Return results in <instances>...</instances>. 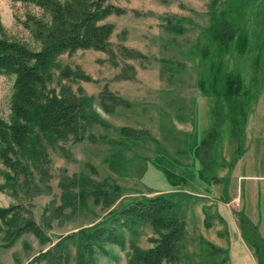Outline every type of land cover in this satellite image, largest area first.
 Instances as JSON below:
<instances>
[{"label":"rangeland","instance_id":"rangeland-1","mask_svg":"<svg viewBox=\"0 0 264 264\" xmlns=\"http://www.w3.org/2000/svg\"><path fill=\"white\" fill-rule=\"evenodd\" d=\"M105 1L125 11L102 21L113 26L112 56L92 50L61 54L56 59L60 68L79 69L89 79L58 80L53 69L46 85L56 92L64 85L74 96L90 99L105 126H90L79 140L59 143L69 159L57 149L46 151L42 167L51 196L33 198L30 209L39 223L41 209L50 200L53 208L59 204L61 172L85 178L99 193L88 195L82 205L75 198L69 219L50 221V243L42 245L25 233L10 247L0 246V264H25L57 236L103 222L120 207L160 193L184 221L175 264H240L244 251L230 232L223 239L227 250L216 251L205 239L223 238L225 223L217 212L226 209L199 207L209 200L214 204L217 176L229 170L243 150L248 156L242 158L238 173L264 175V0ZM27 14L39 17L41 11L27 0H0L5 36L35 48L21 24ZM122 47L136 54L124 53ZM11 85V77L0 75L3 119L9 113ZM121 128L130 133H119ZM191 182L205 185L211 197L191 196ZM19 199L0 191V208ZM233 211L240 210L230 209L229 228L236 233ZM252 221L264 234V209H257ZM138 230L137 236L124 232L125 239L140 248L150 246L148 238L155 237L151 227ZM68 248L67 262L74 264V249L71 244ZM104 249L94 254L96 264H130L127 244H106Z\"/></svg>","mask_w":264,"mask_h":264},{"label":"trees","instance_id":"trees-1","mask_svg":"<svg viewBox=\"0 0 264 264\" xmlns=\"http://www.w3.org/2000/svg\"><path fill=\"white\" fill-rule=\"evenodd\" d=\"M40 11L39 17L26 15L21 23L35 48L6 37L0 27V75L12 78L8 117H0V191L7 192L18 203L0 208V246L10 247L22 234L33 235L40 244L50 243L46 234L50 221L69 219L77 204L82 205L92 190L85 178L67 177L63 172L57 186L62 189L59 204L50 200L41 209L39 223L32 215L30 201L38 196H51L49 177L42 167L47 150H58L69 159V153L58 144L79 140L93 125L105 126L93 112L90 99L76 97L69 87L61 85L56 92L47 88L56 69L58 80L87 81L79 69L59 67L56 59L76 50H92L111 55L109 41L113 26L102 21L110 15L125 13L105 0H27ZM127 54H136L121 48ZM119 133H130L119 129ZM233 162L236 157L232 159ZM77 190L73 193V190ZM104 204L110 201L105 196ZM64 209H69L65 214ZM239 234L251 250L256 264H264V241L257 227L241 211H233ZM206 226L207 221L204 223ZM148 225L155 237L151 245L140 248L134 240H126L124 232L137 236L139 227ZM184 237V221L179 218L166 194L160 193L134 200L108 215L105 221L82 227L58 238L49 248L37 253L25 264L43 260V264H68V245L74 249V264H96L94 254L104 253V245L129 248L130 264H175ZM23 245L26 244L23 242ZM210 248L221 251L208 244Z\"/></svg>","mask_w":264,"mask_h":264},{"label":"crops","instance_id":"crops-1","mask_svg":"<svg viewBox=\"0 0 264 264\" xmlns=\"http://www.w3.org/2000/svg\"><path fill=\"white\" fill-rule=\"evenodd\" d=\"M248 156L247 151H242L237 154L236 160L230 165V169L226 170L224 174H219L215 180V187H218V193L215 194L216 200L214 204L212 200L204 202L200 205L199 209H226L221 212H217L219 217L224 220L225 229L223 238L217 237L216 239L210 236L206 237L208 241L213 246L223 250H227L228 246L224 242V237L226 232H230L232 236L241 243V250L244 251V257L240 264H256V261L249 251L248 247L245 245L240 237L239 231L236 233L231 230L232 217L230 216V209H239L244 216L256 226L252 221V215L257 214V209H264V175L258 174H241L238 173V168L241 165V160L243 157ZM241 169V167H240ZM240 172V171H239ZM232 185L231 191H229V186ZM239 184V186H238ZM246 184V186H245ZM193 187L189 193L195 198L209 199L211 197L210 192H206L205 185L201 183H192ZM217 189V188H216ZM213 204V206H210ZM244 209H249L251 213L245 212ZM257 227V226H256ZM257 231L264 241V234L257 227ZM226 262L229 263L227 260Z\"/></svg>","mask_w":264,"mask_h":264}]
</instances>
